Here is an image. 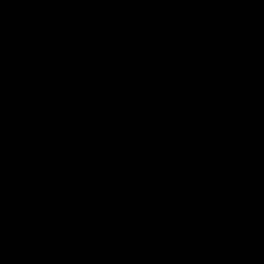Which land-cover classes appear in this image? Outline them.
<instances>
[{"label":"water","instance_id":"obj_1","mask_svg":"<svg viewBox=\"0 0 264 264\" xmlns=\"http://www.w3.org/2000/svg\"><path fill=\"white\" fill-rule=\"evenodd\" d=\"M0 264H264V0H0Z\"/></svg>","mask_w":264,"mask_h":264}]
</instances>
